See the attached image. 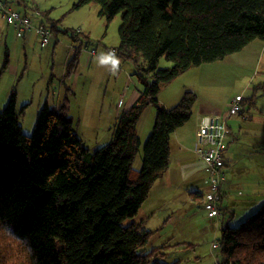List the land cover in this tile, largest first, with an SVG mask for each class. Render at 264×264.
Segmentation results:
<instances>
[{
	"label": "trees",
	"instance_id": "obj_1",
	"mask_svg": "<svg viewBox=\"0 0 264 264\" xmlns=\"http://www.w3.org/2000/svg\"><path fill=\"white\" fill-rule=\"evenodd\" d=\"M72 2L74 10L97 4L107 21L121 15L115 51L136 67L140 96L119 114L111 141L91 151L74 132L66 102H46L33 135H25L24 108L12 92L0 111V264H168L137 217L168 169L171 136L191 119L198 95L186 89L167 108L159 94L190 69L264 41V0ZM53 29L60 31L55 23ZM80 51L68 75L77 71ZM162 57L172 66L160 68ZM149 105L155 122L136 170L137 125ZM237 226L222 223L218 264H264V204Z\"/></svg>",
	"mask_w": 264,
	"mask_h": 264
},
{
	"label": "rangeland",
	"instance_id": "obj_2",
	"mask_svg": "<svg viewBox=\"0 0 264 264\" xmlns=\"http://www.w3.org/2000/svg\"><path fill=\"white\" fill-rule=\"evenodd\" d=\"M1 1L6 2L14 11L27 15L34 25H40L43 22L52 30L55 23L58 30L69 31V33H54L52 30L51 43L45 48H42L39 42L35 41L32 42V46L22 45L19 47L16 31L0 15V111L8 103L12 91H15L18 110L24 108V113L20 118L23 133L27 136L33 135L39 108L46 98L44 96L46 88L47 95L49 93L48 87H51L52 91L56 89L58 91L61 87L66 91L63 82L66 79L64 80L62 76V67L64 65L67 68V64L71 62V59L82 46L78 60L79 70L76 75L80 82L77 84V95L71 97L72 102L69 104L71 115L68 114L73 117L74 132L82 139L88 149L95 151L104 145L110 129L113 131V126L109 123V111L116 115V108L119 104L118 109L121 113L124 110L125 96H131L140 86L136 76V67L131 61L123 58H121L122 63L119 72L116 74L110 72L111 76H109V71L106 68L101 75L96 74L95 70H89L94 67L92 65L96 62L95 56L93 58L91 56L92 50H98L99 53L109 49L115 50L119 46L121 15L112 21H107L99 15L97 4L74 10L72 0ZM73 30L81 32L76 40L72 38ZM56 43L57 45H54ZM17 47L19 48L16 49ZM54 47L56 49L53 51ZM67 54L71 55L68 60L66 59ZM171 66L172 64L165 57L160 59V68ZM53 72L54 76L56 75L55 81L52 77ZM182 75L173 85L179 87L181 92L184 89L183 85H188L190 90L194 88L193 92L199 98L197 105L200 102L206 105H214L225 112L229 109L228 106L233 98L241 95L245 101L246 111L251 108V112L255 114L256 118L260 116V113L264 116V90L259 87L264 83V41L252 42L244 50L227 57L225 60L192 68ZM93 88H99L96 90L99 91L100 96L98 93L87 108L86 95ZM100 88L102 89L100 90ZM166 90L165 88L160 92L159 101L166 96ZM252 98L255 107H250L246 103ZM97 103L106 107L108 111L102 113L101 108L97 107ZM155 114V107L149 105L144 108L138 121L141 147L133 163L136 170L142 168L143 149L153 131ZM254 139L257 141L256 147H258V152L261 154L264 163V129ZM263 169L264 167H261V177L264 179ZM261 180L260 178L259 183L261 184L259 185L261 188L259 190L262 192L256 197V200L257 203L263 202L257 204V208L248 216L264 204V183ZM234 195L237 201L245 199V194L238 195V191ZM184 206L192 208L193 204L184 203L176 215V221L172 222L167 218L168 212L166 210L171 207L170 205L160 204L159 200L157 203L149 201L144 205L146 212H143V216L140 214V217L146 221V217L150 218L152 215V220L157 224L156 228H147L146 223L143 225L147 231L157 232V235L154 236L155 239L150 243V247L161 248L165 253L163 262L168 264H173L176 261H179L180 264H218L220 250L215 248L214 244L218 243L221 238V229L216 228L215 223L208 219L206 210L201 208L203 212L201 213L200 210L196 209H199L198 205L194 206L192 212H187ZM243 206L245 204L238 202L234 206L237 215L229 222L232 226L240 225L247 217H241ZM192 227L196 230L200 228L201 234L189 229Z\"/></svg>",
	"mask_w": 264,
	"mask_h": 264
},
{
	"label": "crops",
	"instance_id": "obj_3",
	"mask_svg": "<svg viewBox=\"0 0 264 264\" xmlns=\"http://www.w3.org/2000/svg\"><path fill=\"white\" fill-rule=\"evenodd\" d=\"M41 25L46 26L45 24H43V22H41L40 25L38 24L34 25L32 21V28L22 37L18 36L15 27L10 25L16 31L17 39H19V47H22V45L32 46L33 41L39 42V45H41L40 38L37 32V29ZM52 30L55 33L53 27ZM50 43L47 46H49ZM54 45H57V43ZM13 46L15 47L14 44ZM47 46L41 45L42 48L43 47L45 48ZM19 47H17L16 49H18ZM55 47L53 51L56 49ZM79 49L82 50V46ZM81 52L82 51H80V53ZM97 54H98V50H97ZM70 57L71 55L67 54L66 59L68 60V58ZM93 57L94 56L92 55V58ZM68 65L69 64H67L66 66L67 68ZM92 66L94 67H91L89 69L90 71L95 70L96 74H100V75L103 74V70H104L103 67H99L96 62ZM67 68H65L64 65L62 67V76L64 80L66 79L65 81H63L66 87V91H64L62 87L58 91L57 89L52 91L51 87H48L49 93L47 95L46 94L47 88H46L44 92V96H46V98L45 101L41 104L40 108L46 102H48L49 105L51 106H55V105L59 106L60 104L66 102L69 108L68 113L71 115V113L69 112L70 110L69 104H71L72 102L71 97L72 96L75 97L77 95V84H79L80 81L76 75L78 74L77 71L79 70V66L77 71L75 73H72L71 75H68V72L66 70ZM109 76H111L110 72H109ZM52 77L55 81L56 75L54 76V72L52 74ZM173 83H175V81ZM173 83L168 84L163 88V89L165 88L167 89L165 93L166 96L163 97V99L160 102L167 108L174 107L180 101L184 91L188 89L187 87L188 85L185 86L183 85L184 89L181 92V89L177 86H174ZM96 89L99 88L91 89L90 91H88L86 95L87 108L90 106L91 100L95 98L99 93V91H97ZM101 89L102 88H100V90ZM139 96L140 93L138 89L135 90L131 96L130 95L125 96L126 100L125 103L123 104L124 110H127L130 106H132L138 100ZM103 97L106 98V96ZM236 97H242V96L237 95ZM198 102H199V98L194 106V111L191 119L185 125L178 128L172 134L170 140V162L168 169L160 178H158L155 181V183L153 184L150 190L148 198L146 199V201L139 210L138 213L139 218L137 217V219L143 221L144 223L143 225H145L146 223L147 228L157 227V224H155L154 221L152 220L153 219L152 215L150 216V218L146 217L147 218L146 221L143 220L142 217H140V214L143 216V212H146L144 205L149 201H155V203H157V201L159 200L160 204H164V205L166 204L167 206L170 205L171 207H168L166 210L168 212L167 218L172 222L176 221L177 219L176 215H178V212L180 211L181 206L184 203L193 204L192 208L188 206H184V209L187 212H192L195 205H198L199 209L198 208L196 209L200 210L201 213H203L201 211L202 209L206 210L205 199L209 192V187H210L209 172L207 170V165L205 164V162L195 152V146L198 140L199 127L202 119L217 114L226 123L227 131H228L226 138V150L224 152L225 161H226V166L224 168V171L226 176L221 186L223 192V198L221 201L223 216L220 220H218V219L210 218L207 212L208 219L215 223L216 228L221 229L223 222H230L232 218L236 217L237 211H235L234 206L237 204V202L241 204H245V206H243L241 209V217L248 216L250 212L254 211L257 208L258 206L257 204H261L263 202L260 201L259 203H257L256 200V197L262 192L259 190L261 188V185H259L261 184L259 183L260 178L262 179L261 180L262 183H264V179L263 177H261V171H262L261 167H264V163L262 162L261 154L258 152V147H256L257 141L254 139L256 138V135L259 134L264 129L263 114L260 113V116L256 118L255 114H252L251 108H249L248 111H246V107L244 105L245 104L244 99L242 101L243 111L239 114H231V115H229V109L231 108V104H229L228 106L229 109H227L224 112L223 109H219L214 105H206L201 102L199 105H197ZM252 103L253 104H248V106L255 107L254 101H252ZM97 104H98L97 107L101 108L102 113L108 111L106 107L99 105V103ZM117 107L119 108V104ZM118 108H116L117 111L116 115H114V113L111 111H109L108 113L110 114L109 123L111 126H114L116 119L120 114ZM228 120L230 121L227 122ZM72 121H73V117H72ZM245 121L249 123L243 124L242 122ZM138 127H139V122L137 125V131L139 134ZM112 134L113 131L112 129H110V132L108 133V136L106 138V143L104 145H106L111 141ZM246 143H249V145H246ZM236 191H238V195L245 194L244 195L245 199L241 201H237L234 195ZM188 198L190 199L188 200ZM189 229H193L195 232L201 234L200 228H197V230L193 227ZM152 232H153L152 235L153 236L152 241H153L155 239L154 236L157 235L156 234L157 232L156 231H152Z\"/></svg>",
	"mask_w": 264,
	"mask_h": 264
},
{
	"label": "built area",
	"instance_id": "obj_4",
	"mask_svg": "<svg viewBox=\"0 0 264 264\" xmlns=\"http://www.w3.org/2000/svg\"><path fill=\"white\" fill-rule=\"evenodd\" d=\"M0 15L8 24L15 27L18 36L22 37L32 28V20L27 15L14 11L9 5L0 0ZM40 43L47 46L52 37V30L47 26H40L37 29ZM78 36L80 31H76ZM91 55H96V50L91 51ZM242 97H236L229 109V115L239 114L243 111ZM245 118V117H244ZM227 125L218 116L213 115L202 119L199 127L198 140L195 152L207 165L209 172V192L205 199V208L210 218L220 220L222 218L221 201L223 198L222 184L225 180L226 166L224 152L226 150ZM218 248V243L214 244Z\"/></svg>",
	"mask_w": 264,
	"mask_h": 264
},
{
	"label": "clouds",
	"instance_id": "obj_5",
	"mask_svg": "<svg viewBox=\"0 0 264 264\" xmlns=\"http://www.w3.org/2000/svg\"><path fill=\"white\" fill-rule=\"evenodd\" d=\"M95 60L99 67L106 68L112 74L119 72L122 63L121 58L112 49L99 52Z\"/></svg>",
	"mask_w": 264,
	"mask_h": 264
}]
</instances>
